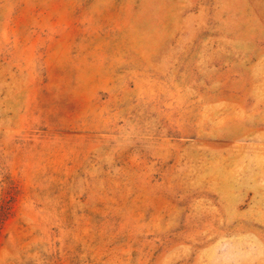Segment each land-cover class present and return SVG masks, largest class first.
Returning a JSON list of instances; mask_svg holds the SVG:
<instances>
[{"label": "rangeland", "instance_id": "obj_1", "mask_svg": "<svg viewBox=\"0 0 264 264\" xmlns=\"http://www.w3.org/2000/svg\"><path fill=\"white\" fill-rule=\"evenodd\" d=\"M0 264H264V0H0Z\"/></svg>", "mask_w": 264, "mask_h": 264}]
</instances>
